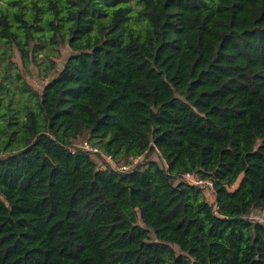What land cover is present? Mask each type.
I'll list each match as a JSON object with an SVG mask.
<instances>
[{"label": "trees", "instance_id": "1", "mask_svg": "<svg viewBox=\"0 0 264 264\" xmlns=\"http://www.w3.org/2000/svg\"><path fill=\"white\" fill-rule=\"evenodd\" d=\"M0 62V264H264V0H0Z\"/></svg>", "mask_w": 264, "mask_h": 264}, {"label": "built area", "instance_id": "2", "mask_svg": "<svg viewBox=\"0 0 264 264\" xmlns=\"http://www.w3.org/2000/svg\"><path fill=\"white\" fill-rule=\"evenodd\" d=\"M83 148L87 151H92V152L97 151L95 148H91L87 143L83 144ZM108 159H109V157H108ZM128 169H129V167H125V166L118 168V170H121V171H127ZM183 180L189 182L190 184H194V185H197V186L202 187V188H207L210 191H212V183L210 181H202L200 179H196L193 176H191L190 174H184ZM250 219L253 221H257L261 226L264 227V219L263 218L255 216V217H250Z\"/></svg>", "mask_w": 264, "mask_h": 264}, {"label": "rangeland", "instance_id": "3", "mask_svg": "<svg viewBox=\"0 0 264 264\" xmlns=\"http://www.w3.org/2000/svg\"><path fill=\"white\" fill-rule=\"evenodd\" d=\"M65 54H66V51L64 50L63 55H65ZM3 61H6V60L3 59ZM14 61H15L18 65H20V64H19V61H18V58H14ZM0 65H1V62H0ZM23 73H24V76L26 77V79L28 80V82H29L34 88H36L37 90H40V89L42 88V86H43L44 83L41 81V78H40V76L38 75V74H39L38 71H37L33 66L31 67V73H26V72H24V71H23ZM0 74H1V69H0ZM151 157H154L155 159H157V155L154 154V153H152ZM202 190H203V193H204L205 197L207 198V200H208L209 202H212V200H214V199H212L211 196L209 195L210 192L208 193V192H207L208 190L205 189V188H202ZM206 190H207V191H206Z\"/></svg>", "mask_w": 264, "mask_h": 264}]
</instances>
